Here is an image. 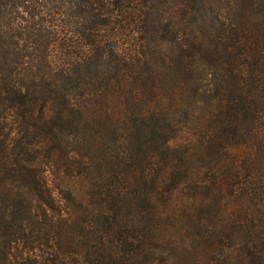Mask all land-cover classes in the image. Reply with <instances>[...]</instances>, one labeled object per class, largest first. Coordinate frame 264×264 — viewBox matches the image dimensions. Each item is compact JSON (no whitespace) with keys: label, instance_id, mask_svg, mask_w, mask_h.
I'll use <instances>...</instances> for the list:
<instances>
[{"label":"trees","instance_id":"1","mask_svg":"<svg viewBox=\"0 0 264 264\" xmlns=\"http://www.w3.org/2000/svg\"><path fill=\"white\" fill-rule=\"evenodd\" d=\"M63 169L102 193L82 253ZM169 256L264 264V0H0V264Z\"/></svg>","mask_w":264,"mask_h":264},{"label":"rangeland","instance_id":"2","mask_svg":"<svg viewBox=\"0 0 264 264\" xmlns=\"http://www.w3.org/2000/svg\"><path fill=\"white\" fill-rule=\"evenodd\" d=\"M185 140V139H184ZM110 143L107 148V152H110L111 147H113L111 139L108 140ZM184 141L179 139L178 141H174L171 145L172 146H180L181 143ZM56 170L55 172L49 173L50 181L56 175H60L59 177L63 178L62 183L60 184V191L54 192V211L50 212V219L45 229H49V231L54 230L55 233H58L60 236V240L66 246L64 247L65 250H73L76 253H82L86 250L88 246H86V242L89 241V245L91 247H95L99 245L98 241L93 237L104 238V235H100L99 232L94 230L98 228L96 225L97 223L94 222V215L97 211L103 209V202L100 196L102 193H98L96 195V199L89 196L87 193L86 186L82 183L75 182L71 183L67 178H69L71 171H64V169ZM100 175V173L98 174ZM58 177V176H57ZM58 179V178H57ZM56 184V183H54ZM52 185V184H51ZM50 185V186H51ZM49 186V187H50ZM83 197L85 207L80 203L78 197ZM61 201V202H59ZM36 206L39 207L40 204L38 201L35 202ZM69 211H74V215L69 216ZM93 228V230L90 229ZM99 230V229H97ZM110 232V230H107ZM92 234V235H90ZM96 234V235H94ZM86 236H92L91 239H87ZM95 242V244H94ZM71 243V245H69ZM68 245V246H67ZM49 246H44L43 248L37 249L43 253L49 252ZM113 246H108L107 250H111ZM78 251V252H77ZM169 254V252H168ZM177 254V253H176ZM177 258L175 256H169L168 264H173ZM33 259H29L28 262L33 263Z\"/></svg>","mask_w":264,"mask_h":264}]
</instances>
